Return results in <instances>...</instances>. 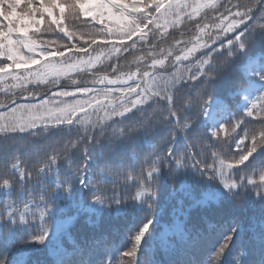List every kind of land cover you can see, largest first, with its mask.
I'll return each instance as SVG.
<instances>
[{"label": "snow or ice", "instance_id": "snow-or-ice-1", "mask_svg": "<svg viewBox=\"0 0 264 264\" xmlns=\"http://www.w3.org/2000/svg\"><path fill=\"white\" fill-rule=\"evenodd\" d=\"M253 248L264 264V0H0V264Z\"/></svg>", "mask_w": 264, "mask_h": 264}, {"label": "trees", "instance_id": "trees-1", "mask_svg": "<svg viewBox=\"0 0 264 264\" xmlns=\"http://www.w3.org/2000/svg\"><path fill=\"white\" fill-rule=\"evenodd\" d=\"M179 199H180V197H179V195H177V197L170 198L169 200L164 202L163 212L165 215V220L179 214V210H180V205L178 203ZM73 211L74 210H69V215H71ZM250 214H251V212H250ZM123 223L127 224V225L134 224L135 223V216L129 217L127 220L123 221ZM205 227L208 228V235L206 237V242H207L208 246L210 247L211 244L219 238L220 234L227 230L228 221L226 220V218H224L222 216L221 217H215V218H212L210 221H208L205 224ZM78 241H79L78 230H73L71 236H69L64 241V244H65V247L70 249L72 247V245ZM239 243H240V241H239V237H238L236 244L233 245V251H235V249L239 246ZM247 259L252 261V264H259V261H260L259 250L255 249V248L250 249ZM226 264H227V260H226Z\"/></svg>", "mask_w": 264, "mask_h": 264}]
</instances>
